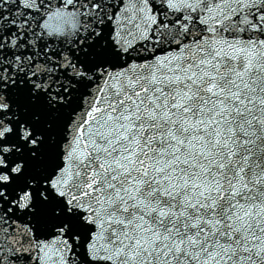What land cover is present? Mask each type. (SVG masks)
<instances>
[{"label": "snow or ice", "instance_id": "1", "mask_svg": "<svg viewBox=\"0 0 264 264\" xmlns=\"http://www.w3.org/2000/svg\"><path fill=\"white\" fill-rule=\"evenodd\" d=\"M0 264H264V0H0Z\"/></svg>", "mask_w": 264, "mask_h": 264}]
</instances>
